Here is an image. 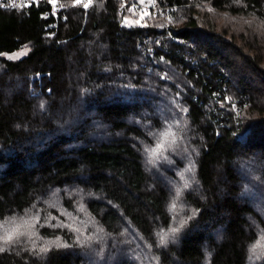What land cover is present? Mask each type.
<instances>
[{"label": "trees", "instance_id": "obj_1", "mask_svg": "<svg viewBox=\"0 0 264 264\" xmlns=\"http://www.w3.org/2000/svg\"><path fill=\"white\" fill-rule=\"evenodd\" d=\"M163 2L129 29L117 0L0 8V223L50 216L0 264H90L57 224L81 204L101 264H264V0Z\"/></svg>", "mask_w": 264, "mask_h": 264}, {"label": "built area", "instance_id": "obj_2", "mask_svg": "<svg viewBox=\"0 0 264 264\" xmlns=\"http://www.w3.org/2000/svg\"><path fill=\"white\" fill-rule=\"evenodd\" d=\"M79 5L84 11H89L93 5L94 0H91L89 7L85 8L84 3H88V0H80V3H76L75 0H56L53 4L51 0H0V8L6 10H19L25 9L30 6H39L44 4L48 6L45 10V16L52 18L51 27L55 28L59 19H64V10L66 3ZM118 5L116 10L119 15V27L129 29L131 27H137L142 25L141 21L147 16H167L169 12L176 9L177 6H169L164 4L163 0H117ZM146 13V14H145ZM158 30H168L167 24H160L156 27ZM174 41L179 44L191 46L189 42L183 38H174ZM195 50V48H192Z\"/></svg>", "mask_w": 264, "mask_h": 264}, {"label": "rangeland", "instance_id": "obj_3", "mask_svg": "<svg viewBox=\"0 0 264 264\" xmlns=\"http://www.w3.org/2000/svg\"><path fill=\"white\" fill-rule=\"evenodd\" d=\"M26 51H27L26 49L19 50L13 54L7 56V58L19 59L26 54ZM21 53H23V54H21ZM148 152L150 153V151H148ZM51 200H54V198H52L50 196L49 200L46 201V202H49L48 207L55 209L58 202L51 201ZM44 204H46V203H44ZM255 204H257V203H255ZM76 211L78 212V214L77 215L75 214L73 216V218L62 217V220L58 219L57 224L61 225V226H65V225L70 226V227H68L69 229H67V231H70L72 236L74 235L75 244H77V246L80 249H82L81 251L83 254H86V257L89 258V261H91L90 264H101V263H99L100 261L98 260V258L101 259L102 255L105 256L104 254L106 252H108L109 248H110V250H111V248H113L111 244L115 245V243H116L115 240L118 241V239L117 238L113 239L114 237L112 238V236L104 234L103 231L101 230V228L98 227L95 222H93L88 217H86L87 215L85 216V214H84L85 212L83 213V205L82 204H81V207ZM38 216H39V218L45 219L47 222L50 219L49 215L44 216V213H40V215H38V214H34V212H30L29 215H27L23 218L36 217L38 219ZM37 222H38V220H37ZM74 229H79V231H74ZM22 230H25V229H22ZM27 231L31 232V231H33V229L27 230ZM118 237H119V241L120 240L125 241L120 245V247H122L123 245H126L128 247L134 245L133 249L135 251L137 250V248L140 249V247L137 245V243H139L138 239L135 236L131 237L130 235H128V234L126 235L124 232H121ZM95 247H97L99 249V256H97V257L93 253L94 252L93 250ZM118 248L119 247H116V249H118ZM257 252H258L257 249L255 251H253L251 249V252L249 254V259H248V261L250 262L249 264H253V262L257 260V256H258ZM122 254L125 255L127 253L125 252V254H124V252H122ZM110 258H111V256H110ZM109 259L107 261L103 259L102 262H104V264H106L109 261Z\"/></svg>", "mask_w": 264, "mask_h": 264}, {"label": "snow or ice", "instance_id": "obj_4", "mask_svg": "<svg viewBox=\"0 0 264 264\" xmlns=\"http://www.w3.org/2000/svg\"><path fill=\"white\" fill-rule=\"evenodd\" d=\"M51 2L53 4L56 3V0H51ZM76 3H80V0H75ZM91 3V0H88V3H84V7L87 8L89 7ZM146 14V13H145ZM23 54V53H21ZM172 133L169 132H165L163 134V140L161 142H159L156 147L154 149L151 150V155L155 156L158 152L161 151V149L164 147V140H167V138L169 136H171ZM177 195H179V191L177 192ZM37 224V218L36 217H31V218H12L11 220H7L4 221L2 223H0V244L2 245H7L10 244L12 242H14L15 240H18L20 237L25 236V235H31V236H35L36 233L35 231H27V230H31V229H35ZM66 227H70L68 225H65ZM25 229V230H22ZM74 231H79V229H74ZM172 233L176 232L177 229L176 228H172L170 230ZM169 235V233H163L162 235H160V243L163 244L167 238V236ZM50 243H55L58 246H63L60 244L59 242V238L56 241L50 242ZM258 247H262L261 243H257V245L253 246V251H255ZM6 249L3 246H0V252L5 251ZM47 247L42 248L41 251H47Z\"/></svg>", "mask_w": 264, "mask_h": 264}]
</instances>
